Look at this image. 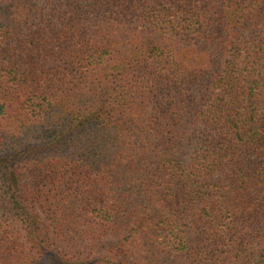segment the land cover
<instances>
[{
  "label": "trees",
  "instance_id": "16d2710c",
  "mask_svg": "<svg viewBox=\"0 0 264 264\" xmlns=\"http://www.w3.org/2000/svg\"><path fill=\"white\" fill-rule=\"evenodd\" d=\"M0 264H264V0H0Z\"/></svg>",
  "mask_w": 264,
  "mask_h": 264
}]
</instances>
